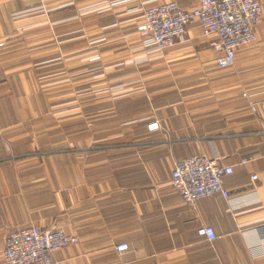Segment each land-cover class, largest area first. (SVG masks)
Returning <instances> with one entry per match:
<instances>
[{
	"label": "crops",
	"instance_id": "obj_1",
	"mask_svg": "<svg viewBox=\"0 0 264 264\" xmlns=\"http://www.w3.org/2000/svg\"><path fill=\"white\" fill-rule=\"evenodd\" d=\"M109 1L0 0V264L9 233L30 225L78 238L57 253L63 264H264V0L258 41L234 67L218 68L213 39L193 21L174 47L145 51L142 76L120 86L95 80L127 68L120 49H145L143 2L197 0ZM49 41L60 52L45 59L74 82L37 83L33 46ZM153 121L159 130H148ZM197 155L235 166L229 199L189 205L172 189L175 162Z\"/></svg>",
	"mask_w": 264,
	"mask_h": 264
},
{
	"label": "built area",
	"instance_id": "obj_2",
	"mask_svg": "<svg viewBox=\"0 0 264 264\" xmlns=\"http://www.w3.org/2000/svg\"><path fill=\"white\" fill-rule=\"evenodd\" d=\"M120 2L125 1H109L103 6L110 7ZM143 5L137 33L146 37L144 53L164 52L174 47L184 40L186 27L193 21L199 23L204 36L213 39V50L219 55L217 66L221 70L234 67L240 49L258 41L257 26L263 15L259 0H197L189 8H182L174 1L162 4L145 1ZM257 106V103L252 104V110L255 111ZM147 127L149 131H157L161 125L153 121ZM245 163L241 161L237 166L242 167ZM234 171V165L223 164L217 157L191 156L175 162L170 185L180 199L189 205L213 195L229 199L230 193L224 186V179ZM257 178V175L251 177L252 181ZM197 232L208 241L216 238L214 229L209 226H201ZM77 242L76 236L58 226L47 229L36 225L18 228L6 237L3 264H63L65 258H58L57 253L70 249ZM116 249L124 252L129 245L121 243Z\"/></svg>",
	"mask_w": 264,
	"mask_h": 264
},
{
	"label": "rangeland",
	"instance_id": "obj_3",
	"mask_svg": "<svg viewBox=\"0 0 264 264\" xmlns=\"http://www.w3.org/2000/svg\"><path fill=\"white\" fill-rule=\"evenodd\" d=\"M69 30H70V33L68 34V37L70 40H72V38L74 37L76 33L72 32L74 29H69ZM74 31H76V29ZM44 32L45 30L42 29L38 31V34L41 33L42 35H45ZM135 35L139 37L137 34ZM50 41L49 43L41 42L33 46L34 48H36V52L42 55L41 61L43 63L42 66H40V69L38 70L37 75H36L37 83L41 85L42 87H44L46 84H60V83L62 84V83H71L72 81L74 82L75 78H73L71 75H65V72L62 70L63 66L61 65L60 61H56L55 59H53V61L52 59H49V60L45 59L46 53H50L49 55L52 56L53 53L57 54V52H60V49H58V46L56 45L58 43L56 42V44H52V42ZM2 46L3 44H0V47ZM141 46H134L132 48L126 47V48L120 49L119 52L123 54L124 57L122 56V58L119 61H124V63L126 62L127 68L125 69L123 67L122 69V67H120L119 68L120 70L117 71V76L115 75L109 76L108 74H106L105 76H101V78L96 77L95 82L105 84L106 86H110L114 84H116L117 86H120L123 83V79H126V80L133 79L134 80V79L140 78L142 75H141V71L139 70V66L143 61L146 62V58L144 59L141 58L142 55L146 54L143 52V49L141 48ZM125 54H128V55H125ZM46 61L48 62V64H45ZM101 62H102L100 66L101 69H104V67L107 68L110 66V61L107 59ZM149 68H152V66H149ZM89 72L90 70L88 71L86 70V73H89ZM150 74H151V69H150ZM113 80H115L116 82ZM110 81L112 82L111 84H110ZM90 82H92L91 75L85 76V84H89ZM11 139L12 138H9V140Z\"/></svg>",
	"mask_w": 264,
	"mask_h": 264
}]
</instances>
